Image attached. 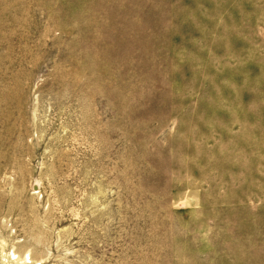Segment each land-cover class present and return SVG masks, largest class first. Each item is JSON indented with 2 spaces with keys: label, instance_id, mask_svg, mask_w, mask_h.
Returning <instances> with one entry per match:
<instances>
[{
  "label": "rangeland",
  "instance_id": "rangeland-1",
  "mask_svg": "<svg viewBox=\"0 0 264 264\" xmlns=\"http://www.w3.org/2000/svg\"><path fill=\"white\" fill-rule=\"evenodd\" d=\"M0 264H264V0H0Z\"/></svg>",
  "mask_w": 264,
  "mask_h": 264
}]
</instances>
